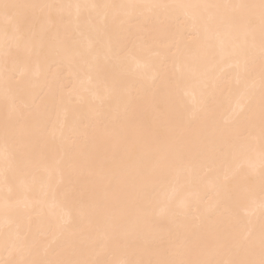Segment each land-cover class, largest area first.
<instances>
[{"label": "bare ground", "instance_id": "1", "mask_svg": "<svg viewBox=\"0 0 264 264\" xmlns=\"http://www.w3.org/2000/svg\"><path fill=\"white\" fill-rule=\"evenodd\" d=\"M0 264H264V0H0Z\"/></svg>", "mask_w": 264, "mask_h": 264}]
</instances>
